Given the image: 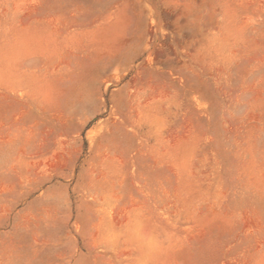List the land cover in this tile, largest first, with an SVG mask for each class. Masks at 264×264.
<instances>
[{
	"label": "rangeland",
	"instance_id": "obj_1",
	"mask_svg": "<svg viewBox=\"0 0 264 264\" xmlns=\"http://www.w3.org/2000/svg\"><path fill=\"white\" fill-rule=\"evenodd\" d=\"M0 264H264V0H0Z\"/></svg>",
	"mask_w": 264,
	"mask_h": 264
}]
</instances>
